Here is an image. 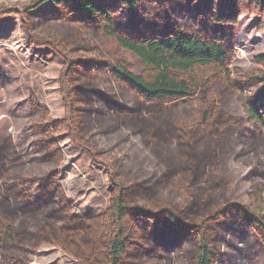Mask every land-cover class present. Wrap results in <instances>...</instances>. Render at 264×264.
<instances>
[{
    "label": "trees",
    "instance_id": "trees-1",
    "mask_svg": "<svg viewBox=\"0 0 264 264\" xmlns=\"http://www.w3.org/2000/svg\"><path fill=\"white\" fill-rule=\"evenodd\" d=\"M242 6L264 29V0L0 6L61 59L64 106L31 94L29 158L0 145V264L42 245L76 264H264V53L229 70ZM61 135L106 172L102 212H74Z\"/></svg>",
    "mask_w": 264,
    "mask_h": 264
},
{
    "label": "rangeland",
    "instance_id": "rangeland-1",
    "mask_svg": "<svg viewBox=\"0 0 264 264\" xmlns=\"http://www.w3.org/2000/svg\"><path fill=\"white\" fill-rule=\"evenodd\" d=\"M29 0H0L1 5L21 6ZM43 4L40 9L51 7ZM258 17L248 15L244 6L237 17L236 58L229 70L242 73L255 70L253 57L264 53V29L256 27ZM61 59L52 50L37 47L30 50L25 35L12 14L0 15V145L12 136L18 151L29 158L30 109L33 94L38 103L50 110L52 117L63 115L60 96ZM64 159L60 164V183L78 215L102 212L109 199L110 184L106 172L94 164L87 154L72 145L66 135L58 137ZM31 264H76L59 249L42 245L32 256Z\"/></svg>",
    "mask_w": 264,
    "mask_h": 264
}]
</instances>
